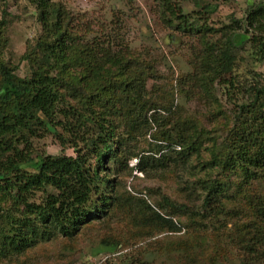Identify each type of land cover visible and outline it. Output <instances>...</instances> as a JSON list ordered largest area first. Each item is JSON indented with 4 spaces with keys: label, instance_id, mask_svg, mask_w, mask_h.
Listing matches in <instances>:
<instances>
[{
    "label": "trees",
    "instance_id": "trees-1",
    "mask_svg": "<svg viewBox=\"0 0 264 264\" xmlns=\"http://www.w3.org/2000/svg\"><path fill=\"white\" fill-rule=\"evenodd\" d=\"M28 2L42 33L22 56L26 76L6 58L0 20V264H51L49 245L71 247L85 233L123 252L121 264H264V76L224 114L221 137L175 116L174 94L149 92L158 62L120 30L84 35L65 4ZM183 2H160L170 27L200 44L182 93L197 88L219 104V83L232 101L243 93L227 79L237 55L219 50L205 13H186ZM247 3L246 16L225 26L229 44L264 58V0ZM50 135L74 155L38 148ZM134 171L175 179L184 201L130 189ZM60 254L53 264H77Z\"/></svg>",
    "mask_w": 264,
    "mask_h": 264
},
{
    "label": "rangeland",
    "instance_id": "rangeland-1",
    "mask_svg": "<svg viewBox=\"0 0 264 264\" xmlns=\"http://www.w3.org/2000/svg\"><path fill=\"white\" fill-rule=\"evenodd\" d=\"M52 1L65 4L75 18L76 27L84 35L113 36L111 30H120L117 32L125 36L127 44L132 49L143 51L149 58L158 62L160 77L150 81L149 92L154 94L157 91L163 92L167 96L174 94L175 104H177L174 115L185 120H199L208 131L215 135L225 136L230 119L224 117V114L232 113L233 116L234 104L246 99L244 88L264 76V58L256 56L254 50L247 44L243 49H236L230 45V31L225 27L232 24L234 20L239 21L246 16L247 0H184L182 4L186 13H205L201 19L199 18L200 21L207 22L216 31V35L213 34L210 39L213 42L216 41L219 50L228 49L237 55V65L227 79L234 76L233 80L243 93H239L237 98L231 101L225 93L227 87L218 83L213 94L218 97L219 104L199 97L197 88L193 94L182 93V80L196 73L194 69L192 70V62L196 61L200 44L196 38L170 27L169 16L163 19L161 0ZM208 5L215 7L210 13L204 9ZM3 19L7 22L9 37V45L5 51L6 58L17 67L19 75L26 76L28 69L22 56L28 46L42 33L36 9L28 0H0V20ZM235 26L243 27V31L247 29L242 24L235 23ZM188 87H193V83H190ZM36 144L48 154L74 155L72 149L64 148L52 135L39 139ZM136 163L137 159L133 158L130 166ZM175 183V179L170 182L157 175L148 176L138 171H134L127 181L130 189L142 190V196L149 191V196L156 193L157 197L167 192L174 200L183 202L184 198ZM94 236L85 233L71 244V247L63 246L60 242L51 244L44 255L48 257L46 259L51 264L57 261L58 253H63L59 255L63 260L72 258L71 260L77 264H121V252L101 246L99 238ZM159 236H172V234L163 233ZM119 248L122 249L121 246Z\"/></svg>",
    "mask_w": 264,
    "mask_h": 264
}]
</instances>
